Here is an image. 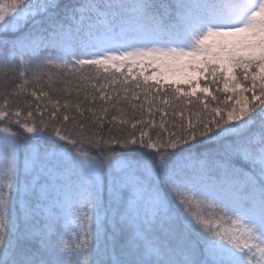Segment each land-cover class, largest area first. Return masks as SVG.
<instances>
[{"label": "snow or ice", "instance_id": "1", "mask_svg": "<svg viewBox=\"0 0 264 264\" xmlns=\"http://www.w3.org/2000/svg\"><path fill=\"white\" fill-rule=\"evenodd\" d=\"M0 264H264V0H0Z\"/></svg>", "mask_w": 264, "mask_h": 264}, {"label": "trees", "instance_id": "2", "mask_svg": "<svg viewBox=\"0 0 264 264\" xmlns=\"http://www.w3.org/2000/svg\"><path fill=\"white\" fill-rule=\"evenodd\" d=\"M57 87H58V85H57ZM220 87L222 88L223 85L221 84ZM219 96H220V99H221V100L224 98V94H223V93H220ZM189 110H190V111H196L195 108H191L190 106H189ZM186 115H187V113H186ZM156 119H157V121H159V116H157ZM178 119H179V117H177V120H178Z\"/></svg>", "mask_w": 264, "mask_h": 264}, {"label": "rangeland", "instance_id": "3", "mask_svg": "<svg viewBox=\"0 0 264 264\" xmlns=\"http://www.w3.org/2000/svg\"><path fill=\"white\" fill-rule=\"evenodd\" d=\"M151 71V70H150ZM201 86H203V85H201Z\"/></svg>", "mask_w": 264, "mask_h": 264}]
</instances>
